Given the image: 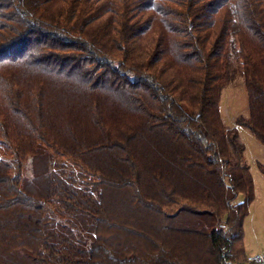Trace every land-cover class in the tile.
<instances>
[{
  "label": "trees",
  "instance_id": "obj_1",
  "mask_svg": "<svg viewBox=\"0 0 264 264\" xmlns=\"http://www.w3.org/2000/svg\"><path fill=\"white\" fill-rule=\"evenodd\" d=\"M238 128L264 0H0V264H252Z\"/></svg>",
  "mask_w": 264,
  "mask_h": 264
},
{
  "label": "rangeland",
  "instance_id": "obj_2",
  "mask_svg": "<svg viewBox=\"0 0 264 264\" xmlns=\"http://www.w3.org/2000/svg\"><path fill=\"white\" fill-rule=\"evenodd\" d=\"M247 109V96L242 79L227 86L221 94L220 113L227 128L234 126L238 115H244ZM239 139L245 146L244 157L254 185V198L248 215L243 221V245L247 257L264 254V175L257 164L264 166V147L243 128H238Z\"/></svg>",
  "mask_w": 264,
  "mask_h": 264
},
{
  "label": "built area",
  "instance_id": "obj_3",
  "mask_svg": "<svg viewBox=\"0 0 264 264\" xmlns=\"http://www.w3.org/2000/svg\"><path fill=\"white\" fill-rule=\"evenodd\" d=\"M248 262L252 264H264V254L248 257Z\"/></svg>",
  "mask_w": 264,
  "mask_h": 264
}]
</instances>
